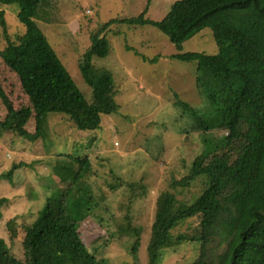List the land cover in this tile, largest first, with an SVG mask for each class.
<instances>
[{
    "label": "rangeland",
    "instance_id": "374dc122",
    "mask_svg": "<svg viewBox=\"0 0 264 264\" xmlns=\"http://www.w3.org/2000/svg\"><path fill=\"white\" fill-rule=\"evenodd\" d=\"M61 23L36 21L78 87L89 89L79 76V60L91 44V34L112 19H131L146 10L144 18L159 22L179 0H57ZM4 11L6 35L16 45L31 51L25 27L17 18V5L0 4ZM111 50L93 63L108 69L114 77L117 109L104 116L99 129L79 131L58 113L43 116L37 139H25L11 132H0V174L12 165V179H0V241L18 260H24L25 232L38 218L48 197L71 185L75 171L72 158L87 157L90 168L67 193V209L76 221L82 241L98 264H147L146 247L159 205L172 192L173 179L185 176L191 163L202 153L203 140L225 136L224 132L183 133L192 119L174 106V95L191 105L199 115H213L215 107L206 103L197 90L196 63L171 57L177 53L198 52L215 55L220 50L230 69H237V58L229 43L219 48L210 29L201 30L176 48L166 35L151 25L117 24L106 34ZM7 40L0 27V54ZM207 77L210 75L205 74ZM0 86L12 104L28 105L20 82L0 57ZM208 111V112H207ZM25 129L32 133L34 121ZM234 145L224 151L222 165L232 170ZM222 154L211 156L217 167ZM65 158V159H64ZM205 176L197 178L177 198L192 202L203 191ZM177 194V193H176ZM209 221L193 217L173 230L191 241L160 250L159 264H192L203 256L208 243ZM132 230H125L127 228ZM135 230L137 235L135 236ZM140 233V234H139ZM140 242L137 261L131 250ZM55 264H70L60 256Z\"/></svg>",
    "mask_w": 264,
    "mask_h": 264
},
{
    "label": "trees",
    "instance_id": "16d2710c",
    "mask_svg": "<svg viewBox=\"0 0 264 264\" xmlns=\"http://www.w3.org/2000/svg\"><path fill=\"white\" fill-rule=\"evenodd\" d=\"M0 4L18 6L17 18L31 47L27 51L8 40L5 14L0 10V27L7 40L0 57L18 78L28 101L25 107H15L0 86V132L28 140L39 137L43 116L48 113L62 114L77 130L88 132L99 129L102 118L116 111L114 77L93 59L109 54L106 34L117 24L151 25L178 49L205 28L211 30L219 48L229 43L236 53V70L228 67L221 50L215 55L186 52L171 57L194 62L199 72L205 71L197 77V90L215 107L213 115H199L175 94L174 106L192 119L183 133L218 131L225 136L212 142L203 140L204 150L194 157L187 174L170 182L172 192L161 200L151 226L147 264H159L163 248L192 240L187 235L175 237L173 230L193 217L208 220L210 225L203 256L192 264H264V0H179L159 22L144 18L145 10L136 18L102 24L92 32L91 44L79 60V76L89 94L78 87L36 23L63 22L58 1L0 0ZM30 120L34 121L32 133L25 129ZM230 145H234V158L232 170L227 172L222 160ZM216 153L223 155L217 167L210 160ZM65 158L75 169L70 172L71 185L48 197L25 232L24 260L16 259L0 241V264H55L60 256L70 264H98L67 209V193L89 170L90 162L87 157ZM24 166L12 165L0 179L11 180L14 170ZM201 176L206 181L199 196L192 202L177 198ZM7 202L0 198V216ZM139 242L138 237L131 250L135 262Z\"/></svg>",
    "mask_w": 264,
    "mask_h": 264
}]
</instances>
